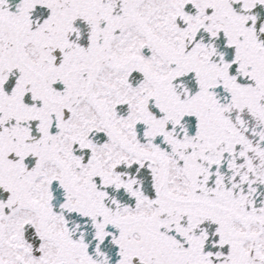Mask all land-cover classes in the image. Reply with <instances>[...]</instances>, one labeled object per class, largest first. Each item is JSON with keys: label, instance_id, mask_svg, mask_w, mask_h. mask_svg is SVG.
<instances>
[{"label": "snow or ice", "instance_id": "obj_1", "mask_svg": "<svg viewBox=\"0 0 264 264\" xmlns=\"http://www.w3.org/2000/svg\"><path fill=\"white\" fill-rule=\"evenodd\" d=\"M0 264H264V0H0Z\"/></svg>", "mask_w": 264, "mask_h": 264}]
</instances>
